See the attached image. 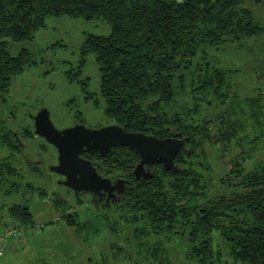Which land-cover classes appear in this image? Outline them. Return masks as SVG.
Masks as SVG:
<instances>
[{"label":"trees","instance_id":"1","mask_svg":"<svg viewBox=\"0 0 264 264\" xmlns=\"http://www.w3.org/2000/svg\"><path fill=\"white\" fill-rule=\"evenodd\" d=\"M62 16L100 18L110 27L108 36L86 35L78 65L64 73L66 79L88 93V79L78 77L92 55L99 73L92 94L101 97L106 118L129 132L184 140L175 168L146 165L149 179L130 172L139 156L129 147L117 145L103 157L83 153L97 172L92 157L129 171L119 201L98 203L116 206L125 224L140 225L134 232L146 240L155 264H172L175 243L174 251L190 264H221L224 256L232 264H264V160L245 167L264 138V87L251 96L238 93L237 70L223 68L216 56L227 45L264 36V0H0L1 105L8 103L15 77L36 64L27 49L11 53V44L32 40L47 18ZM217 109L213 118H204ZM205 143L239 149L226 173L229 193L209 195L206 183L213 179ZM23 147L0 115V183L6 181L2 170L18 174L5 162ZM8 211L13 220L34 225L29 206L14 204ZM66 223L82 240L93 228L78 212Z\"/></svg>","mask_w":264,"mask_h":264},{"label":"rangeland","instance_id":"2","mask_svg":"<svg viewBox=\"0 0 264 264\" xmlns=\"http://www.w3.org/2000/svg\"><path fill=\"white\" fill-rule=\"evenodd\" d=\"M88 34L108 36L110 27L100 18L87 21L68 16L49 17L45 27L37 30L32 40L10 46L13 54L23 48L30 51L36 64L15 77L9 88L8 103L0 104V115L24 144L21 150L12 154L9 162H5L18 174L11 177L2 170L6 181L0 183V234L17 228L22 230L23 238L7 242L0 264H155L148 255L146 240L139 236L142 234L134 232L139 224H125L118 218L116 206L98 203L99 200L92 202L89 195L58 184L62 177L49 171L50 166L57 164L56 150L33 132L31 115L41 108L49 111L50 120L58 130L75 123L90 128L116 124L104 116L101 97L92 94L99 86L98 68L92 55L87 57L78 77V81L88 79V93L83 94L77 81L70 83L64 76L66 71L77 67L79 47ZM55 43L63 46L48 49ZM216 56L223 68L237 70L238 93L251 96L259 87H264L261 75L264 69V36L254 37L248 45L244 42L227 45ZM217 112L218 109L204 114V118L211 119ZM202 148L211 169L209 177L213 179L206 183L211 185L209 195L229 193L230 181L226 173L233 167L239 149L228 147L224 151L221 145L211 143H205ZM262 160L264 138L245 167L250 170ZM92 161L100 175L130 181L129 171L116 170L114 165L95 157ZM133 169H129L131 173ZM133 183L129 186L132 187ZM8 191L15 193L4 196ZM41 195H45L44 198ZM14 204L29 206L34 216L33 226H25L9 216L8 210ZM75 212L82 219H89L93 226L84 240L75 232V227L66 226V221ZM105 217H109L107 222ZM175 245H170L172 264H190L182 253L174 251ZM222 259L224 262L221 264H232L227 257Z\"/></svg>","mask_w":264,"mask_h":264},{"label":"water","instance_id":"3","mask_svg":"<svg viewBox=\"0 0 264 264\" xmlns=\"http://www.w3.org/2000/svg\"><path fill=\"white\" fill-rule=\"evenodd\" d=\"M31 118L34 134L56 150L57 164L50 166L49 171L64 177L58 184L74 192L107 194L106 202L112 196H118L115 201H119L128 181L116 179L111 182L109 178H103L92 162L82 157L83 153H96L103 157L117 145L129 147L139 156V162L133 169L135 179H148L152 172L146 165L161 164L165 170L174 169V159L184 147V140L181 138H158L140 132H129L117 124L90 128L75 123L58 130L45 108L39 109Z\"/></svg>","mask_w":264,"mask_h":264},{"label":"built area","instance_id":"4","mask_svg":"<svg viewBox=\"0 0 264 264\" xmlns=\"http://www.w3.org/2000/svg\"><path fill=\"white\" fill-rule=\"evenodd\" d=\"M23 234L21 229H9L6 232L0 234V257L3 256L5 245L12 239L13 241L22 240Z\"/></svg>","mask_w":264,"mask_h":264},{"label":"flooded vegetation","instance_id":"5","mask_svg":"<svg viewBox=\"0 0 264 264\" xmlns=\"http://www.w3.org/2000/svg\"><path fill=\"white\" fill-rule=\"evenodd\" d=\"M102 176V175H101ZM60 177H62V179H60V180H64V177L63 176H60ZM103 178H108V177H104V176H102ZM110 179V178H109ZM118 179H122V178H118ZM111 180V182H114L116 179H110ZM122 180H124V179H122ZM62 186V185H61ZM65 187V186H64ZM126 189V188H125ZM114 192L116 193V190H114ZM80 193H83V192H80ZM84 194H87V195H89L90 197H91V201L92 202H95L96 203V201H98V200H104L105 202H106V200H107V194H103V193H95V194H88V193H84ZM118 198V196H112V197H110L109 199H108V202H106V203H109V202H115V200Z\"/></svg>","mask_w":264,"mask_h":264}]
</instances>
